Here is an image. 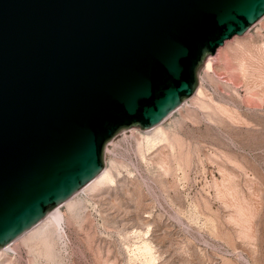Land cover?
Returning a JSON list of instances; mask_svg holds the SVG:
<instances>
[{"label":"water","instance_id":"1","mask_svg":"<svg viewBox=\"0 0 264 264\" xmlns=\"http://www.w3.org/2000/svg\"><path fill=\"white\" fill-rule=\"evenodd\" d=\"M264 0H0V249L105 168L121 130L161 124Z\"/></svg>","mask_w":264,"mask_h":264},{"label":"rangeland","instance_id":"2","mask_svg":"<svg viewBox=\"0 0 264 264\" xmlns=\"http://www.w3.org/2000/svg\"><path fill=\"white\" fill-rule=\"evenodd\" d=\"M198 74L161 124L107 143L108 176L56 232L35 226L0 264H264V17Z\"/></svg>","mask_w":264,"mask_h":264},{"label":"bare ground","instance_id":"3","mask_svg":"<svg viewBox=\"0 0 264 264\" xmlns=\"http://www.w3.org/2000/svg\"><path fill=\"white\" fill-rule=\"evenodd\" d=\"M108 176V171L107 170H103L93 181H91L87 186H85L82 190H86L87 188H89L91 185H93L97 180L101 179V178H106ZM71 201V199H69L67 202ZM63 215L60 212V208L57 207L54 210H52L45 219H43L37 227H42L43 225L46 224H52L54 226V232H56L57 228L61 227L62 222H63ZM36 227V228H37ZM35 229V227L33 229H31V231H33ZM30 231V230H29ZM28 231V232H29ZM30 231V232H31ZM25 235V234H24ZM2 249V248H1ZM7 249L9 248H5L3 250L0 251V257L3 255V253L5 251H7Z\"/></svg>","mask_w":264,"mask_h":264}]
</instances>
